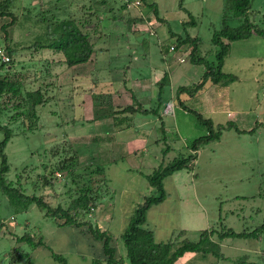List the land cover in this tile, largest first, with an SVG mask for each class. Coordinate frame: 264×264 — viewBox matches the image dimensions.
<instances>
[{"label": "rangeland", "instance_id": "1", "mask_svg": "<svg viewBox=\"0 0 264 264\" xmlns=\"http://www.w3.org/2000/svg\"><path fill=\"white\" fill-rule=\"evenodd\" d=\"M87 1L0 0V5L8 4L13 8L16 18L15 23L7 29L8 39L12 45L28 47L40 39L45 31L44 25L41 26L37 22L43 15L41 12L48 8L51 10L49 12L59 19L70 18L74 17L71 16L72 12L85 13V10L76 9L82 4H87ZM106 3L107 7H113L114 15L124 13L119 10L123 1L106 0ZM147 3H156L160 18L168 23L161 27L158 23L152 24L154 30L160 27L155 36L141 35L139 31L131 39H124L122 34L126 32L125 23L118 20L113 22L108 13H100L99 20L95 17L90 19L85 27L86 31L93 39L99 40L96 45L98 53L95 61L88 66H76L68 70L62 64L63 59L59 54L45 51L42 55L20 50L17 59L21 62H27L31 57L33 60L52 62L50 78L25 82V89H36L47 82L54 84L59 82L62 84L61 90H64L60 92L64 99L72 94V87L76 91L88 90V81L92 76L88 72L97 68L93 77L100 78L103 88L106 85L102 93L97 90L103 98L106 97L104 101H108L109 91H115L121 94L113 98L115 103L130 104L131 93L128 91L132 90L137 91L135 97L144 108L152 109L156 106L154 99L159 89L158 81L166 71L169 74V82L163 100L164 103L169 100L174 102L177 89L197 83L204 72V67L190 65L185 55L184 59L180 60L172 54L171 47L175 39L169 38L170 32L178 35L180 40L184 39L187 33L191 37H199L202 40L203 54L214 53L212 36L220 28L225 0H148ZM180 3L184 10L178 9ZM58 7H63L64 10ZM127 10L136 16L144 15L147 21L153 19L149 14H145L146 10L134 9L133 4ZM186 12L194 17L196 27H185L181 24L187 20ZM251 12L254 13V21L264 27V0H253ZM257 12L260 14L257 15ZM4 20L5 18L0 19V24ZM9 21L10 18H6V22ZM231 24L236 25L234 21ZM138 27L143 32L148 30L149 34L153 31L146 25L139 24ZM3 38L4 35L0 32L1 45L4 44ZM140 38H146L147 43L143 48L139 45ZM167 47V54H164ZM110 51L113 55H122L120 64L126 66L124 71L121 69L124 74H121L120 79H118L120 71L119 74L114 73L115 76L103 75L106 67L108 68V65L104 66V62ZM128 54L132 56L130 62L126 59ZM161 59L166 60L165 63L161 62ZM114 66L116 64L112 67ZM222 72L228 76L223 83L208 87L195 98L184 99L190 110L211 120L214 131L218 126H225L228 122L235 126L223 130L219 141L211 142L200 149L196 165L191 171L182 170L163 181L167 197L162 203L152 206L147 213V226L154 232L157 242L175 240L196 242L200 232L218 228L219 223L239 233L252 231L264 222V37L252 36L250 39L232 43L230 53L224 60ZM33 73L35 72L31 74ZM41 73L36 71L35 76L40 77ZM8 79L11 80L12 77ZM140 79H145L146 83ZM109 80H112L113 89L110 86V89H107ZM62 101L64 103L52 100L46 107L38 108L39 125L45 126L41 133L35 131L26 133V136L15 135L8 143L5 153L11 170L9 177L14 181L15 174L24 166H36L31 179L35 178V173H47L39 156L40 147L43 145L41 148L48 151L56 144H66L67 140L74 141L73 144L81 157L90 162H98L94 167L103 168L110 188V193L104 195L103 201L88 213L86 219L95 223L101 231H108L118 253L125 256L121 235L135 206L145 197L156 195V190L150 187L140 174L128 173V170L150 175L162 161L165 165L179 153H186L185 144L205 136L207 128L198 124L193 114H187L169 102L164 109H159L167 130L168 140H165V144L155 143L160 139L161 121L152 115H135L134 123L138 129V136L133 129L115 131L111 126L108 127L109 134L106 135V127L98 124L82 122L73 127L72 124L66 123L64 118L70 114L71 103L66 99ZM9 104L11 106V102ZM12 114L13 108H9V113L0 120L1 124L9 126V116ZM89 115V112L84 114L86 118ZM22 120L20 118L16 125H13L14 134L21 133L25 128ZM60 122L64 123L62 128L54 126ZM64 131L66 134H63ZM95 136L98 137L96 142L91 141ZM135 139L137 141L133 142ZM166 144L171 150L163 159L160 151ZM82 160L84 159H81L83 163ZM78 172L81 173L80 170ZM66 175L54 172L52 186L44 188L41 192L35 191L36 195L52 207L61 204L66 208L70 200L67 194L69 188L72 190V196H75L74 184ZM82 175L83 179H76L78 183L87 182V174L82 172ZM28 193H32L31 189ZM0 217L2 220L0 264H59L50 257V251L61 254L68 264H91L93 250L74 228L58 227L53 220L44 218L33 206L29 210L16 209L9 205L7 197L1 191ZM182 231L184 235L180 236ZM26 232L33 236H43L49 250L18 242ZM215 239L217 241V238ZM220 251L232 261L244 257L252 264H264V233L258 240H224L220 243ZM22 255H27L30 263L28 258L20 259ZM198 257L199 255L186 257L178 264H233L232 261H215L211 256L206 261ZM125 264H128L127 261Z\"/></svg>", "mask_w": 264, "mask_h": 264}, {"label": "trees", "instance_id": "2", "mask_svg": "<svg viewBox=\"0 0 264 264\" xmlns=\"http://www.w3.org/2000/svg\"><path fill=\"white\" fill-rule=\"evenodd\" d=\"M120 1H123V4L119 10L124 13L118 16L114 15L112 6H106V0H88L87 4H82L81 7L76 9V11L85 10V13L82 14L81 11H79L81 14L79 12H72L73 14L71 16L74 17L65 19H59L58 16L52 15L49 12L51 10L47 8L44 10L45 12H41L43 14L41 15V19L37 20L41 26L44 25L45 31L40 39L36 38L37 40L32 44L30 43L31 45L28 47L11 44V41L8 39L7 29L15 23L16 18L13 14L12 7L8 6V4L0 5V19L5 18L0 24V32L4 35V44H0V51L4 52L8 58L7 62H2L0 59V120L6 113H9V108H13L14 111V114L9 116V126H4L0 122V134H2V138L0 139V191L7 197L9 205L16 209L29 210L33 206L43 214L44 218L53 220L58 227L74 228L79 236L86 241L89 248L93 250L91 264H125L126 261L128 264H178L184 261L186 257L195 255H199L202 261H206L210 256L213 259L215 258V261H232L221 253L220 243L227 239L258 240L264 233V222L252 231H242L239 233L219 223L218 228H211L200 232L199 239L196 242L186 240L157 242L154 232L147 226V213L152 206L158 205L166 199L167 193L164 189L163 181L167 177L182 170L187 169L191 171L196 165L197 154L200 149L211 142L219 141L223 130H229L235 126L231 122H228L225 126H218L214 131L211 120L205 119L201 114L190 110L186 106L187 102L185 99L195 98L199 94L204 93L208 87L217 86L223 83V80L227 79L228 76L222 72V68L225 58L230 53L232 43L250 39L252 36L264 37V27L254 21V13L251 12L253 0H225V9L223 11L220 28L212 36L214 53L206 52L203 54L201 50L202 40L199 37H191L187 33L185 38L180 40L181 38L178 35L170 32L169 38L175 39L174 45L171 47L172 54L180 60H183V55H185L190 65L204 67V72L197 83L181 86L177 89L173 98L175 99L174 102L169 100L164 103L163 100L165 88L169 82V74L166 71L163 72L161 79L158 81L159 89L156 99H154L156 106L152 109L144 108L143 104L135 97L137 91L132 92V90L128 91L131 93L130 104L122 105L115 103L113 98L121 95L115 91H109L107 95L108 101H104L103 99L106 97L103 98L101 94H98V91L102 93V89L106 85L103 88L100 83V78L97 76L93 77L96 74L95 71L97 68L88 72L89 75H92L90 76V81H88V90L80 89L77 92L72 87V94L64 99L62 98L63 94L60 93L64 90H61L62 84L59 82L57 84L47 82L44 86L40 85L36 89H25V82H34L41 80V78L42 80L50 78L52 62L42 60L41 58V60H33L32 57L27 62H21L17 59L20 50H27L31 53L35 52L42 55L45 51L59 54L63 59L62 64L68 70L76 66H88L95 61V56L98 53L96 45L99 39H93L85 27L89 24L92 17L99 20L100 13H108L113 22L118 20L119 22L125 23L126 32L122 34L124 39H131L139 31L141 35L147 34L148 37L155 36L157 30L163 24H168L166 20L160 18L156 3H147L148 0ZM132 4L136 10L138 8L146 10L145 14H149L153 19L150 18L147 21L144 15L136 16L130 14V11L127 9L128 7L131 8ZM182 6V3H180L178 9L184 10ZM58 8L64 10L63 7ZM252 13L253 15H251ZM186 14L187 20L181 24L185 27H196L194 17L187 12ZM256 14L259 15L260 13L257 12ZM6 18H10V21L6 22ZM232 21L236 25H232ZM156 23L160 27L154 30L155 28H152L151 25ZM139 24L151 27L153 31L150 34L147 32L148 30L143 32L138 27ZM99 38L101 39L100 35ZM145 43H147L146 38H140L139 45L141 48L145 47ZM143 44L144 46H142ZM167 50L168 47L164 51V54H167ZM106 51L108 52V50ZM209 55H213L212 60ZM131 57L130 54L127 55V62H130ZM121 59H123L122 55H113L110 51L104 62V66L108 65V68L106 67L103 75L115 76L114 73L119 74L120 71L121 73L119 74L120 76L118 75V79L122 78L121 74H124L122 70L124 71L126 66L120 64ZM163 59H161V62L165 63L166 60ZM114 64L116 66L112 67ZM169 66L170 64L167 65V67ZM127 69H129V65ZM36 71L42 72L40 77L35 76ZM32 72L35 73L31 74ZM10 76L12 77L11 80L8 79ZM140 80L146 83L145 79ZM107 83H110L107 84V89H110L109 86L113 89V85H111L112 80H109ZM65 99L71 103L69 106L70 114L64 118L66 123H70L72 126L82 122L98 124L101 127H106V135L109 134L110 128L108 127L111 126L115 131L118 129L122 131L133 129L136 136H138V129L134 123L135 115H152L161 121L159 125L160 139L156 140L155 143L160 144L163 142L165 144V140H168L166 139L168 138L166 137L167 130L162 122L159 109H164L169 102H171L173 107L176 106L187 114H193L198 124L207 128L205 136L185 144L186 153H179L165 165L162 161L150 175H145L137 170H128V173L140 174L148 185L156 190V195L145 197L135 206L132 216L121 235L126 252L125 256H121L118 253L117 246H115V242L108 231H101L95 223H91L90 220L86 219L88 213L97 208L98 204L103 201L104 195L110 193V188L108 187V180L104 175L103 168L100 166L94 167L98 162H90L87 159L85 160V157H81V154L73 144L74 141L67 140L66 144H56L48 151L45 148H41L43 145L40 147L41 152L39 156L41 163L45 165L44 170L47 173H35V178L31 179L32 174L36 171V166H24L17 171L14 181L9 177L11 170L5 149L13 136L19 134L26 136V133H33L35 131L41 133L40 131L45 129V126L39 125L38 108L46 107V104H49L52 100L61 103ZM10 102L11 106L9 104ZM88 112L90 115L86 118L84 114ZM20 118L23 119L22 123H25V128L21 130V133L14 134L12 127L16 125ZM63 124V122L55 123L54 126L62 128ZM63 134H66V132L64 131ZM97 138L95 136L91 141H95ZM136 141L137 139L133 142ZM170 150V146L167 144L164 145L160 151L163 159H165ZM81 159H84L82 160L84 161L83 163ZM54 172L67 174L66 177L74 184L75 193L73 195L75 196H72V190L69 188L67 194L70 200L66 208H63L61 204L52 207L35 193V191L41 192L44 188L52 186L51 179H53ZM82 172L87 174L86 183H82V181L78 183L76 180L83 179L84 175H82ZM80 183L82 184L80 185ZM29 189H31L32 193H28ZM1 223L2 220L0 217V225ZM182 234L184 235L183 231L180 233V236ZM215 238H217V241ZM19 241L25 242L35 248L43 247L49 250L44 242L43 236L40 235L33 236L30 232H26ZM49 255L59 264H68L61 254L50 251ZM21 258H28V256L22 255L20 256ZM232 262L233 264H252L247 262L244 257H240ZM28 263H30L29 258Z\"/></svg>", "mask_w": 264, "mask_h": 264}, {"label": "built area", "instance_id": "3", "mask_svg": "<svg viewBox=\"0 0 264 264\" xmlns=\"http://www.w3.org/2000/svg\"><path fill=\"white\" fill-rule=\"evenodd\" d=\"M0 59L2 62H7L8 58L5 56L4 52L0 51Z\"/></svg>", "mask_w": 264, "mask_h": 264}]
</instances>
